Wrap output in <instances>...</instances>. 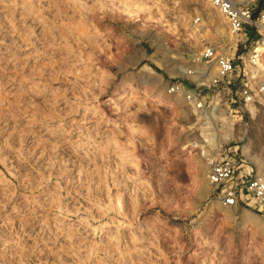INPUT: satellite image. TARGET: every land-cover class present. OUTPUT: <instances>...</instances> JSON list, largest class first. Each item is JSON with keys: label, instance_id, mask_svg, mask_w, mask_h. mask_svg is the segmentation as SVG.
<instances>
[{"label": "rangeland", "instance_id": "rangeland-1", "mask_svg": "<svg viewBox=\"0 0 264 264\" xmlns=\"http://www.w3.org/2000/svg\"><path fill=\"white\" fill-rule=\"evenodd\" d=\"M209 11L0 0V264H264V206L220 203L206 143L237 140L241 167L264 177V98L207 122L169 90L208 86L185 68L209 42L233 45L203 39Z\"/></svg>", "mask_w": 264, "mask_h": 264}, {"label": "built area", "instance_id": "built-area-1", "mask_svg": "<svg viewBox=\"0 0 264 264\" xmlns=\"http://www.w3.org/2000/svg\"><path fill=\"white\" fill-rule=\"evenodd\" d=\"M209 2L226 19L233 45L225 49L209 42L197 57L202 66L198 70L185 68L187 75L209 78L208 86H189L185 80L169 82L172 93H182L200 113H208L207 122L213 109L225 105L234 110L232 107L237 106L243 115L246 108L264 98V0ZM212 92L220 96L221 103L214 100ZM207 136L208 178L213 195L230 207L243 201L244 193H250L264 206V177L241 167L248 158L240 155L239 142L229 139L217 144L209 133Z\"/></svg>", "mask_w": 264, "mask_h": 264}, {"label": "bare ground", "instance_id": "bare-ground-1", "mask_svg": "<svg viewBox=\"0 0 264 264\" xmlns=\"http://www.w3.org/2000/svg\"><path fill=\"white\" fill-rule=\"evenodd\" d=\"M205 4H206V6L208 7V9H210V16H211V19L213 20V24H215V26H216V28H217V33H215V32H211V31H209L208 32V30L205 28V26L204 25H202V26H199V29L201 30V31H203L204 33H203V39H206L205 38V36L207 37L208 35H209V38L211 39V40H216V39H218V37H219V35L220 34H224V35H230L229 34V30L227 29V22H226V19L217 11V10H214L213 9V7L211 6V4H210V2H209V0H205ZM212 33V34H211ZM211 34V35H210ZM213 35L215 36V37H213ZM218 35V36H217ZM217 36V37H216ZM231 36V35H230ZM201 67V66H200ZM195 70V69H194ZM199 77V76H198ZM152 80V79H151ZM162 92H165V91H162ZM166 93H169V92H166ZM169 96H171V97H173V95L172 94H170ZM219 136V135H218ZM222 136V135H221ZM219 138V137H218ZM220 138H222V137H220ZM219 140V139H218ZM220 141H221V139H220ZM220 141L218 142V143H220ZM194 145H196L195 143L196 142H192ZM193 161V160H192ZM192 164H194V163H192ZM225 215H226V213H225ZM226 217H229V213L227 212V215H226Z\"/></svg>", "mask_w": 264, "mask_h": 264}]
</instances>
